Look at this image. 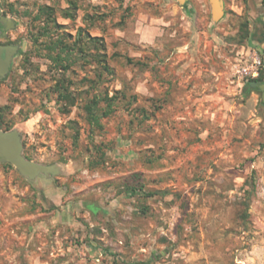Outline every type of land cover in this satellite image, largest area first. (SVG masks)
I'll return each mask as SVG.
<instances>
[{
  "label": "rangeland",
  "instance_id": "374dc122",
  "mask_svg": "<svg viewBox=\"0 0 264 264\" xmlns=\"http://www.w3.org/2000/svg\"><path fill=\"white\" fill-rule=\"evenodd\" d=\"M73 1L0 0V264H264V0Z\"/></svg>",
  "mask_w": 264,
  "mask_h": 264
},
{
  "label": "water",
  "instance_id": "95a60500",
  "mask_svg": "<svg viewBox=\"0 0 264 264\" xmlns=\"http://www.w3.org/2000/svg\"><path fill=\"white\" fill-rule=\"evenodd\" d=\"M211 8V17L213 22H218L224 16V4L222 0H208ZM183 4L186 0H178ZM8 63L1 57L0 50V77ZM261 93V101L264 102V82L258 86ZM0 163H9L13 165L21 174L35 178L40 174L50 175L56 172L54 166H45L27 160L22 154V145L16 132L0 131Z\"/></svg>",
  "mask_w": 264,
  "mask_h": 264
},
{
  "label": "flooded vegetation",
  "instance_id": "af4514ba",
  "mask_svg": "<svg viewBox=\"0 0 264 264\" xmlns=\"http://www.w3.org/2000/svg\"><path fill=\"white\" fill-rule=\"evenodd\" d=\"M15 24L6 19V16L0 13V50L2 59L8 63L7 73L10 71L13 60L17 55V46L9 33ZM6 75V68L2 73V77Z\"/></svg>",
  "mask_w": 264,
  "mask_h": 264
},
{
  "label": "trees",
  "instance_id": "16d2710c",
  "mask_svg": "<svg viewBox=\"0 0 264 264\" xmlns=\"http://www.w3.org/2000/svg\"><path fill=\"white\" fill-rule=\"evenodd\" d=\"M67 3L69 5V7L67 9H65L63 11V17L66 19H70L73 20L74 18V11L76 10V5H75V1L73 0H67ZM49 10V16L52 17V9L47 8ZM52 23L55 24V19L53 18ZM250 36V34L247 32V30H245V32L243 33L241 39H248V37ZM94 43L98 44V42L100 41V38H94ZM264 82V72L263 70H259V74L256 78H249L247 80V83L245 84L247 89L250 90H256L258 91V86L260 84H262ZM90 112H91V108H90ZM92 113V112H91ZM264 147V146H263Z\"/></svg>",
  "mask_w": 264,
  "mask_h": 264
},
{
  "label": "built area",
  "instance_id": "2783aa9c",
  "mask_svg": "<svg viewBox=\"0 0 264 264\" xmlns=\"http://www.w3.org/2000/svg\"><path fill=\"white\" fill-rule=\"evenodd\" d=\"M262 65V62L259 58H254L251 67L244 68V73L249 78H256L259 74V69Z\"/></svg>",
  "mask_w": 264,
  "mask_h": 264
}]
</instances>
